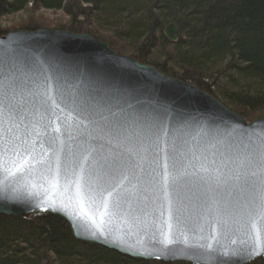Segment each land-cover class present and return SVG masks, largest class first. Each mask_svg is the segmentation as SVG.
<instances>
[{
	"label": "water",
	"instance_id": "water-1",
	"mask_svg": "<svg viewBox=\"0 0 264 264\" xmlns=\"http://www.w3.org/2000/svg\"><path fill=\"white\" fill-rule=\"evenodd\" d=\"M176 30L177 26L169 23L164 27V34L174 41ZM0 73L16 85L17 93L23 92L27 100H32L25 105L28 111L23 112V121L16 120L20 123L16 134L24 141L20 144L21 156L14 157L9 152L4 167H10L12 161L20 163L26 159L27 163L7 179L6 173L0 170V213L21 218L35 213L53 214L69 226L75 238L135 259L247 264L264 256L259 253L241 259L214 253L212 259L197 262L187 256L162 254L153 239L155 215L150 200L145 199L148 193L138 188L134 190L125 182L129 191L123 193L119 208L114 207L113 199L107 198L106 192L103 193L108 199L105 209L100 206L99 194L105 185L96 175L89 178L95 190L96 206L85 200L84 211L95 216L100 230L91 221L77 218L74 212L76 188L69 183L71 173L64 171V154L58 174L36 162L42 158L47 162L55 160L44 135L48 120L55 117L42 118L28 93H34L47 75H53L65 85L69 103L71 96L77 93L80 98L99 102L107 111L117 114L113 119L138 128L145 142L150 139L152 123L164 116L170 134L187 141L190 156L198 157L210 168L222 170L225 175L229 168L235 167L232 161L246 155L244 144L248 139L257 140L264 135V116L247 121L212 94L168 76L151 64L117 53L86 32L45 27L8 30L0 35ZM57 103L65 108L59 98ZM7 116L6 111L0 114V123L5 127L12 124ZM135 184L133 180L132 185ZM201 191L205 195H200ZM185 219V235L190 244H212L218 252L230 253L247 238L242 208L226 203L224 194L214 186L209 189L201 184L191 188L185 200ZM220 220H226L228 226L222 227Z\"/></svg>",
	"mask_w": 264,
	"mask_h": 264
},
{
	"label": "snow or ice",
	"instance_id": "snow-or-ice-1",
	"mask_svg": "<svg viewBox=\"0 0 264 264\" xmlns=\"http://www.w3.org/2000/svg\"><path fill=\"white\" fill-rule=\"evenodd\" d=\"M15 89L10 78L0 73V114L6 111L7 119L12 121L9 127L0 123V170L6 173L5 179L21 171L27 163L26 159L20 163L12 161L10 167H4L9 152L14 157L21 156L20 144L24 141L16 134L15 130L20 127L16 120L23 121V112L28 111L25 105L32 103L23 92L17 93ZM28 95L35 101L33 107L42 118L55 117L48 120L44 133L55 160L47 162L42 158L36 162L58 174L64 154V171L71 173L69 183L76 188L74 212L77 218L91 221L100 230L95 216L84 211L85 200L96 206L95 190L89 179L96 175L105 185L99 193L100 206L105 209L107 198L113 199L115 208L120 207L123 193L129 191L125 182L134 190L138 188L148 193L145 199L150 200L155 215L153 239L162 254L187 256L199 262L212 259L214 253L231 254L241 259L264 253V135L257 140L248 139L244 144L246 155L232 161L235 167L229 168L225 175L222 170L210 168L198 157L190 156L191 150H186L187 141L170 134L164 116L152 123L150 139L145 142L138 128L113 119L117 114L107 111L99 102L80 98L77 93L71 96L69 103L65 85L53 75H47L37 90ZM57 98L65 103L64 109ZM57 112L61 115L56 116ZM133 180L135 185H132ZM201 184L219 189L226 203L231 202L243 210L247 238L230 253L227 250L218 252L212 244H190L185 235V200L191 188ZM105 192L107 198L103 197ZM200 195L205 193L201 191ZM218 223L224 228L228 226L226 220Z\"/></svg>",
	"mask_w": 264,
	"mask_h": 264
},
{
	"label": "trees",
	"instance_id": "trees-1",
	"mask_svg": "<svg viewBox=\"0 0 264 264\" xmlns=\"http://www.w3.org/2000/svg\"><path fill=\"white\" fill-rule=\"evenodd\" d=\"M29 6L62 11L68 24L60 28L92 34L241 114L264 115V0H0V17ZM169 23L174 41L164 34ZM0 264L191 263L135 259L81 241L50 213H0ZM247 264H264V256Z\"/></svg>",
	"mask_w": 264,
	"mask_h": 264
},
{
	"label": "rangeland",
	"instance_id": "rangeland-1",
	"mask_svg": "<svg viewBox=\"0 0 264 264\" xmlns=\"http://www.w3.org/2000/svg\"><path fill=\"white\" fill-rule=\"evenodd\" d=\"M67 19H68V17L62 11L45 10V9H40V8L35 9V8H32V6L31 7L29 6L27 9H25L23 11H19L16 13H12V14H8V15L0 17V30H3L5 32V31L11 30V29H18V28H24L25 29L27 26H31V25H38V27H45V28L66 29V28H60V26H63V27L67 26V24H68ZM101 33L108 36V37L110 36L108 31L101 30L98 34H101ZM93 37H95V36H93ZM96 39H98V38H96ZM98 40H100V39H98ZM100 41H102V40H100ZM103 42H105V41H103ZM109 47L117 53L129 55L128 52L119 51V50L117 51V50L113 49L111 46H109ZM213 96L215 98H217L218 100H220L228 108L234 110L231 106H228L222 99L216 97L215 95H213ZM234 111H236V110H234ZM246 111H248V110H246ZM236 112L239 113L238 111H236ZM239 114H241V113H239ZM241 115L247 121H251L252 119L259 117L262 114L260 112L256 111V112H252V114L250 116L246 115V114H241Z\"/></svg>",
	"mask_w": 264,
	"mask_h": 264
},
{
	"label": "bare ground",
	"instance_id": "bare-ground-1",
	"mask_svg": "<svg viewBox=\"0 0 264 264\" xmlns=\"http://www.w3.org/2000/svg\"><path fill=\"white\" fill-rule=\"evenodd\" d=\"M262 116H264V115H261V116H259V117H262ZM256 118H258V117H256ZM255 119V118H254Z\"/></svg>",
	"mask_w": 264,
	"mask_h": 264
}]
</instances>
